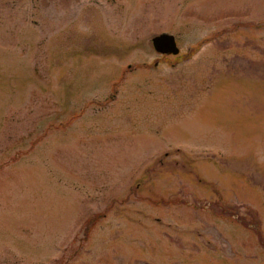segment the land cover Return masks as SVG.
Wrapping results in <instances>:
<instances>
[{"label": "rangeland", "instance_id": "rangeland-1", "mask_svg": "<svg viewBox=\"0 0 264 264\" xmlns=\"http://www.w3.org/2000/svg\"><path fill=\"white\" fill-rule=\"evenodd\" d=\"M0 264H264V0H0Z\"/></svg>", "mask_w": 264, "mask_h": 264}, {"label": "water", "instance_id": "water-1", "mask_svg": "<svg viewBox=\"0 0 264 264\" xmlns=\"http://www.w3.org/2000/svg\"><path fill=\"white\" fill-rule=\"evenodd\" d=\"M152 45L155 50L163 55H178L179 49L176 47L175 39L170 34H160L152 39Z\"/></svg>", "mask_w": 264, "mask_h": 264}]
</instances>
